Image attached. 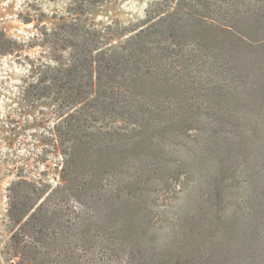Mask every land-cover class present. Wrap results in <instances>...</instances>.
<instances>
[{"label":"trees","instance_id":"obj_1","mask_svg":"<svg viewBox=\"0 0 264 264\" xmlns=\"http://www.w3.org/2000/svg\"><path fill=\"white\" fill-rule=\"evenodd\" d=\"M104 1L71 0L25 80L62 163L7 186L6 264H264V0H156L116 30L88 21Z\"/></svg>","mask_w":264,"mask_h":264},{"label":"rangeland","instance_id":"obj_2","mask_svg":"<svg viewBox=\"0 0 264 264\" xmlns=\"http://www.w3.org/2000/svg\"><path fill=\"white\" fill-rule=\"evenodd\" d=\"M155 1L105 0L86 15L98 29H133L143 23ZM70 4L71 0H0V28L22 45L13 54L0 55V264H6L10 228L7 186L19 174L51 185L60 180L62 156L54 131L60 112L47 101L27 98L24 85L33 68L50 62L53 53L44 33L60 16H67ZM178 197L172 192L161 197L167 213L178 209Z\"/></svg>","mask_w":264,"mask_h":264}]
</instances>
